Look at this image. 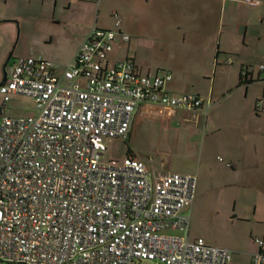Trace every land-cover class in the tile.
I'll list each match as a JSON object with an SVG mask.
<instances>
[{
	"label": "built area",
	"instance_id": "obj_1",
	"mask_svg": "<svg viewBox=\"0 0 264 264\" xmlns=\"http://www.w3.org/2000/svg\"><path fill=\"white\" fill-rule=\"evenodd\" d=\"M118 40L129 36L92 26L59 72L41 56L17 57L0 84L4 102L19 94L34 103L28 116L0 119V264L230 262L229 249L187 238L194 174L155 173L133 156L103 160L104 140L124 138L139 105L203 104L164 92L170 73L141 74L130 60L107 66ZM255 107L264 111V97ZM253 241L252 264H264V237Z\"/></svg>",
	"mask_w": 264,
	"mask_h": 264
},
{
	"label": "crops",
	"instance_id": "obj_2",
	"mask_svg": "<svg viewBox=\"0 0 264 264\" xmlns=\"http://www.w3.org/2000/svg\"><path fill=\"white\" fill-rule=\"evenodd\" d=\"M102 1L0 0V52L7 54V59L13 58L9 68L0 74V84L8 78L17 57L41 53L44 58L40 47L33 43L21 47L18 41L23 37L27 39L23 28L29 26L26 22L39 17L37 13L52 11L57 23L51 24L55 26L70 22L82 27L61 64L63 68L73 59L92 26L110 28L99 14ZM109 1L117 10L121 5L140 4L141 32L145 33L156 58L145 65L134 54L118 56L119 43L115 41L107 55V66L130 60L141 74L170 73L171 79L162 86L164 92L194 93L203 99L198 109L179 106L164 110L154 105H139L133 111L127 135L122 138L126 143L122 154L109 158L133 156L143 161L139 150L132 146V138L139 126H158L160 137L171 140L176 148L174 158L159 155L152 171L196 176L195 197L185 210L190 216L187 238L202 237L209 244L229 249L227 243L232 242L231 237L218 234L217 227L191 233V219L192 229L195 219L199 227L206 207L204 189L199 188L197 182L206 186L214 184L229 203L228 212H234L229 217L246 223L247 228L246 236L238 238L243 241H237L242 252L232 253L227 264H252V255L258 249L252 238L264 237V111L255 107L264 97V70L260 69L264 64V0H258L256 6H249L242 0ZM57 9L66 14H57L54 11ZM95 9L98 14L94 16ZM117 10L111 15L115 13L120 18ZM31 23L33 27L35 22ZM119 24L118 30L122 32L120 19ZM45 35L50 42L59 37L49 28H45ZM61 69L56 68L58 72ZM244 69L252 80L248 84L240 83L244 80ZM19 96L24 95L10 94L4 102L0 94V119L30 115L18 116L13 110L17 109ZM163 157H167V161Z\"/></svg>",
	"mask_w": 264,
	"mask_h": 264
},
{
	"label": "rangeland",
	"instance_id": "obj_3",
	"mask_svg": "<svg viewBox=\"0 0 264 264\" xmlns=\"http://www.w3.org/2000/svg\"><path fill=\"white\" fill-rule=\"evenodd\" d=\"M81 7V6H80ZM117 10L114 7L112 2L109 0H103L101 2L99 14L103 16L105 22L110 26V29L119 31L118 27L114 26V18L111 15L112 11H118L121 20V31L129 36L128 41H117L119 43V47L117 49V55L122 56L126 53H131L136 56V59L142 64H148L156 58L154 50L150 48L147 42V38L144 35L145 33L141 32V15L142 10L141 6L138 3L135 6L125 7V5H121ZM82 9L80 8V12ZM59 15H65L66 11H61L60 9L54 10ZM46 13L42 15L38 14V18L35 21L32 19L29 22H26L29 26L23 28V32L26 31L28 34L27 39L25 37L21 38L19 41V45L35 44L37 47H40L43 50V56L45 59L53 62L58 69H61V64L65 60L68 55V50L70 46L77 41V36H79L81 32V26L77 27L74 24H70V22L63 25H53L51 23H57L55 21V17H53L52 11L45 10ZM87 12V11H86ZM98 14V11L94 10V16ZM48 18H44V17ZM56 16V14L54 15ZM54 18V19H53ZM68 17L65 18L67 20ZM31 22H35L34 26ZM47 22V23H46ZM83 25V20L80 21ZM120 25V24H119ZM134 29L133 31L128 28ZM50 30H55L58 33L57 38L53 39L51 42L48 37L45 35V28ZM48 27V28H47ZM77 27V28H74ZM76 29L75 32L73 30ZM73 32V33H72ZM136 32V34H135ZM2 39V38H1ZM0 39V40H1ZM41 52V51H39ZM40 54V55H39ZM7 54L4 52H0V74L9 68L10 64L13 62V58L7 59ZM35 56H41V53H35ZM17 109H13L15 112H18V116H25L31 114L34 108L33 99L30 96H19L17 100ZM23 112V113H22ZM21 113V114H19ZM1 116V113H0ZM159 127L153 125H142L137 128L135 135L132 138V146L136 147L140 154L139 157L144 161V164L150 169L153 170V165L156 162L157 158L161 154H165V156H170L174 158L175 153V144L171 142V140H167L164 137H160L158 132ZM106 144V152L103 155V160L107 161L110 156L116 154H122L125 141L122 138L116 139H105ZM151 157V159H149ZM164 161H167V157H163ZM158 162V161H157ZM184 173V172H182ZM207 184V182H204ZM199 185V186H198ZM197 186L199 188L204 189L202 194L205 197V210L202 212V222L198 227V220L196 219L193 222L192 229V219H191V233L194 231H198L202 233L206 227L208 229L217 227L216 232L221 236H230L231 241L227 243L228 248L231 251V255H235V253L242 252L241 245L238 242L243 241L242 239H238L241 236H246L245 232L247 228L245 227L246 223L236 222V217L232 216L234 212H228L227 206L229 203L225 201V198L222 197L223 193L218 191L219 189L214 186V184L202 185L200 181L197 182ZM204 191L205 194H204ZM224 198V199H223ZM220 207V210L217 211V208ZM229 213V214H228ZM181 234L179 232H170ZM258 237V236H255ZM253 237L252 240L255 238ZM238 241V242H237ZM237 242V243H236ZM243 250V249H242ZM235 257V256H234ZM137 264H155V262L151 260H141L137 262ZM238 264H247L245 262Z\"/></svg>",
	"mask_w": 264,
	"mask_h": 264
},
{
	"label": "trees",
	"instance_id": "obj_4",
	"mask_svg": "<svg viewBox=\"0 0 264 264\" xmlns=\"http://www.w3.org/2000/svg\"><path fill=\"white\" fill-rule=\"evenodd\" d=\"M243 73H244V75H243L242 78H244V80H241L240 83L248 84V83L251 82L252 80H251L250 78L247 77L248 74H249L248 71H247V69H244V70H243ZM256 111H257V110H256Z\"/></svg>",
	"mask_w": 264,
	"mask_h": 264
}]
</instances>
